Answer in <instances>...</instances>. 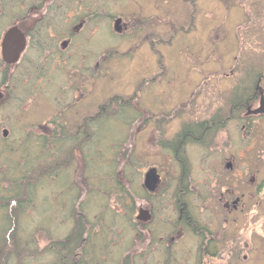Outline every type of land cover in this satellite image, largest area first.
I'll return each mask as SVG.
<instances>
[{"label": "rangeland", "instance_id": "374dc122", "mask_svg": "<svg viewBox=\"0 0 264 264\" xmlns=\"http://www.w3.org/2000/svg\"><path fill=\"white\" fill-rule=\"evenodd\" d=\"M247 1L229 0L231 3L225 8L223 0H198L193 5L189 0H89L90 9L96 11L101 6L103 12L99 11L90 20L91 25L78 34L75 64L70 61L75 48L60 54L58 60L46 61L44 52L40 56L38 52L33 56L27 53L23 63L13 69V76L6 80L7 88L1 86L5 80L0 70V96L3 89L6 93L0 98V216L5 213L4 208L13 212L14 230H18L15 237L21 242L13 249L10 264H87V246L99 245L89 233L99 230L104 235L109 232L111 239L109 251L106 245L102 250L96 248V254L103 258L101 264H120L124 256L129 257L128 264L140 260L139 264H165L160 255L148 252L144 246L146 235L128 225V217L120 225L119 215L110 208L115 207L117 212L128 208L115 204L117 180L121 181L124 193L128 186L136 196L140 172L134 171L131 158L138 156L137 166L142 171L148 164L165 162L162 160L168 155L156 145L146 143L157 136L156 123L146 115L137 122L110 121L103 125L102 138L95 141L96 145L94 141L64 143L58 139L63 131L59 129L64 128L68 134L79 132L78 140L82 139V114L85 118L98 107L111 112V116L120 115L124 100L131 102L126 108L128 114L134 105L146 113H155L160 109L156 96H160L165 113L164 132L178 129L182 119L178 111L193 105L197 109L223 106L228 87L234 86L235 81L244 83L248 69L264 71V0ZM248 5L253 17L251 24L244 18ZM118 17L126 27L115 34L113 21ZM90 53L96 58L89 63L83 58ZM32 57L37 62H29ZM93 65L96 68L92 82L85 83ZM222 78L225 83L219 82ZM206 82L216 86L208 87ZM260 85L264 87V79ZM74 100L77 104L72 103ZM230 124L231 145L218 157L251 156V177L257 179L250 188L249 200L246 199L247 209L239 213L247 214L239 231L242 243L249 242L247 250L242 246L239 261L264 264V185L258 193L254 186L264 177L262 157L257 155L264 154V120L252 128L256 139L242 143L239 126ZM188 150L189 161L204 155L198 147ZM97 159L98 164L107 166L104 174L92 170ZM190 162V173L195 174L192 168L199 166L200 161L192 165ZM110 165H115L116 170H109ZM164 167L169 172V166ZM100 176L106 185L93 184ZM20 177L25 178L21 186ZM18 185L19 200L28 201L22 208L17 203L16 207L10 206L6 198ZM128 199L132 207L134 199ZM105 222L110 223L113 231ZM26 241L34 242L32 247L25 246ZM189 242L183 236L173 246L170 254L176 256V262L171 264H193ZM84 248L87 251L82 255Z\"/></svg>", "mask_w": 264, "mask_h": 264}, {"label": "flooded vegetation", "instance_id": "af4514ba", "mask_svg": "<svg viewBox=\"0 0 264 264\" xmlns=\"http://www.w3.org/2000/svg\"><path fill=\"white\" fill-rule=\"evenodd\" d=\"M189 1L193 5L198 0ZM223 1L225 8L231 3L229 0ZM99 11L103 12L101 6L96 11L90 9L89 0H0V70L3 71L2 79L5 80V82L1 81V86L7 88L6 80L13 76L15 71L13 69L23 63V58L27 53L33 56L38 52L40 56V53L44 52L46 61L47 59L58 60L60 54L63 55L69 49L75 48V52L70 55L71 64H75L78 60V34L91 25L90 20L98 15ZM245 11L244 18H248L247 24H251L253 17L250 5ZM117 19L120 20V31L115 32L114 29L113 31L115 34H120L124 31L126 23L121 17L115 18L113 23ZM238 27L240 28V26ZM235 31L237 32V29ZM19 48L21 49L20 54L15 61L12 62L8 60L9 57L4 56L5 52H15ZM85 57L83 59L89 63L96 58L92 53L86 54ZM66 59L68 60L69 57ZM32 60L37 62L38 59L32 57L28 61ZM95 68L96 65L90 67L85 83H88L87 80L92 82ZM76 71L77 69L73 70L74 73ZM245 73L247 77L244 78V83L235 81L234 86L231 84L232 86L228 87V94L225 96L223 106L209 109L200 106L197 109L193 105L184 111H176L180 113L179 116L182 119L178 124V129L174 132H164L165 128L162 127L165 113L160 96H156L158 98L156 105H159L160 109L155 113L153 111L146 113V110L134 105V110H130L131 113L128 114L126 108L130 107L131 102L124 100L127 102L122 101L124 103H122L120 115L111 116V112H104L102 108H99L102 110L100 112L98 107L91 114H87L85 118L82 114L80 122H83L84 129L81 133L84 137L79 140L80 136H77L79 132L68 134L64 128L59 129L63 131L58 139H62L64 143L72 144L73 141L98 142L97 139L102 138L103 125L110 121L112 123L116 121L137 122L138 118L146 115L156 123L157 136L148 139L146 143L148 142L150 146L156 145L163 154L168 155L162 160L165 161L162 163L169 166V172L164 170L165 165L158 164L159 162L148 164L147 168L142 171L137 166L140 164L136 161L138 156L131 158V166L135 168L133 170L140 172L138 189L135 191L136 196L128 186H126L127 193H124L121 181L117 180L120 192L118 191V201L115 204L123 206L121 209L125 206L128 207L126 208L128 212L125 209L123 211L117 209V212L115 207L110 208L111 212L119 215L120 225H123L124 218L128 217V225L135 226L137 232H143L142 235H146L144 246L148 247V252L152 250V254L160 255L161 261L164 260L165 264L176 262V256L171 255L170 252H173V246L183 236H186L190 241L188 250L192 258L190 261L193 264H240L242 248L248 249L249 242L242 243V235L239 231L240 222L245 221L247 214L240 215L239 213L247 209L245 208L246 199L249 200L250 188L256 182V178L251 177L252 166L249 161L251 156H233L232 154L229 157H218L222 150L225 152L231 145L230 123L236 124V127L239 126L242 143V141L249 142L256 139V131L252 128L264 120V87L260 85L263 83L264 71L255 72L250 68ZM6 75L7 79H5ZM219 82H224V79L222 78ZM207 86L214 87L216 84L209 82ZM3 92L5 93L4 89ZM3 92H1V99L6 95ZM72 103L77 104L76 100ZM111 107H115V105L113 104ZM54 124L60 125L57 122ZM101 144L98 146L100 152ZM191 147L201 148L204 155L200 156L199 160H190V162L188 149ZM99 155L97 153V157ZM257 155L262 157L264 166V154ZM197 161H200L199 166L192 168L196 173H190L189 162L192 165ZM98 163L97 159V162L92 165V170H96L98 175L99 173L104 174L103 169L107 166ZM113 167L110 165L108 168L116 170V166L113 165ZM120 167H125V165L121 164ZM171 168L175 171H172ZM262 169L264 172V167ZM100 178L102 179V176L93 184L99 185L102 182ZM102 183L106 185L105 181ZM263 185L264 177L254 185L255 191L257 193L262 191ZM130 197H133V203H135L132 207L128 204ZM106 225L113 231L110 223L107 222ZM89 234L95 237V244L99 242V245L91 247L92 249L87 246L90 256V261L87 264H92V262L101 264L103 258L100 253L96 254V248L98 246L102 250L101 247L106 245V250H108V242L111 240L108 236L109 232L105 234L106 236L100 230L97 233ZM86 251L87 249L84 248L81 254L83 255ZM108 251L107 255L105 254L107 258ZM165 253L169 254L162 258ZM143 254L145 255V253ZM139 255L136 257L139 258ZM128 260L129 257L124 256L120 264H128ZM110 261L112 263L111 258ZM140 262L137 261V264Z\"/></svg>", "mask_w": 264, "mask_h": 264}, {"label": "trees", "instance_id": "16d2710c", "mask_svg": "<svg viewBox=\"0 0 264 264\" xmlns=\"http://www.w3.org/2000/svg\"><path fill=\"white\" fill-rule=\"evenodd\" d=\"M32 162H33V159L32 161L30 160L28 164ZM22 176H24V174H22ZM23 181H25V178L20 177V180H19L20 186L21 184H23ZM19 185L16 186L17 189L12 191V194L10 195V197L8 196L6 198H7V201L10 200V206L13 205L14 207H16V203H17V206L22 208V206L23 205L25 206V203H28V201L27 202L24 200L20 201L21 200L20 199L21 187ZM4 209H5V213H3L0 216V264H10L11 263L10 258L13 257V252H14L13 249L14 250L17 249L21 242L19 243L18 238L15 237V234L17 233L18 230L16 229L14 230V227L16 225L13 219V212L12 211L10 212L6 208ZM24 243H25V246L26 245L28 246V244H30L32 247L34 242L26 241Z\"/></svg>", "mask_w": 264, "mask_h": 264}, {"label": "water", "instance_id": "95a60500", "mask_svg": "<svg viewBox=\"0 0 264 264\" xmlns=\"http://www.w3.org/2000/svg\"><path fill=\"white\" fill-rule=\"evenodd\" d=\"M120 20L119 19H117V20H115V26H114V31L115 32H119L120 31ZM21 49L19 48L18 50H16L15 52H5L4 53V56H6V57H9L8 58V60H10V61H15L16 59H17V57H18V55L20 54V51ZM3 135H5L6 136V131H4L3 132Z\"/></svg>", "mask_w": 264, "mask_h": 264}]
</instances>
